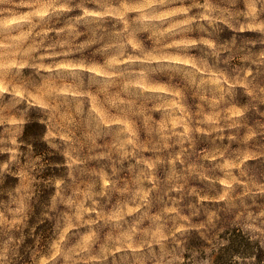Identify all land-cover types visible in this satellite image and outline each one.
Listing matches in <instances>:
<instances>
[{"label": "clouds", "instance_id": "clouds-1", "mask_svg": "<svg viewBox=\"0 0 264 264\" xmlns=\"http://www.w3.org/2000/svg\"><path fill=\"white\" fill-rule=\"evenodd\" d=\"M257 117L264 0H0V264H261Z\"/></svg>", "mask_w": 264, "mask_h": 264}, {"label": "rangeland", "instance_id": "rangeland-1", "mask_svg": "<svg viewBox=\"0 0 264 264\" xmlns=\"http://www.w3.org/2000/svg\"><path fill=\"white\" fill-rule=\"evenodd\" d=\"M162 83H167V81H162ZM257 119H259L261 122H264V117H257ZM253 123H255V120L253 121ZM42 151H44L43 146H38V152H42ZM51 159L58 161L60 158L59 157H51ZM42 228L44 230L47 229L45 227H42ZM39 231L40 230H38V232ZM234 237L237 238V240H239V241L241 240L238 236L234 235ZM260 255H261V257L259 260L261 261V264H264V252H261ZM217 264H224V257L223 256L217 258Z\"/></svg>", "mask_w": 264, "mask_h": 264}, {"label": "trees", "instance_id": "trees-1", "mask_svg": "<svg viewBox=\"0 0 264 264\" xmlns=\"http://www.w3.org/2000/svg\"><path fill=\"white\" fill-rule=\"evenodd\" d=\"M29 131H30V132H33V131H37V129H34V128H33V129H29ZM42 227L47 228L48 226H47V225H44V226H42ZM243 243H244V242H243L242 240L239 241V240H237V238H235V237L233 238V244H234V245H240V244H243ZM260 257H261V255L258 257V259H260Z\"/></svg>", "mask_w": 264, "mask_h": 264}]
</instances>
